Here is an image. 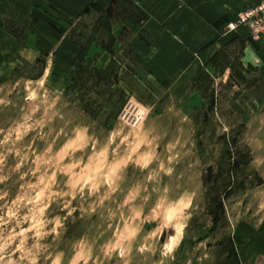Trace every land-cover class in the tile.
I'll return each mask as SVG.
<instances>
[{
    "label": "rangeland",
    "instance_id": "374dc122",
    "mask_svg": "<svg viewBox=\"0 0 264 264\" xmlns=\"http://www.w3.org/2000/svg\"><path fill=\"white\" fill-rule=\"evenodd\" d=\"M90 10L68 36L105 69L0 65V264H264V64L240 40L166 82L121 47L120 10ZM4 13L25 45L33 22Z\"/></svg>",
    "mask_w": 264,
    "mask_h": 264
},
{
    "label": "crops",
    "instance_id": "0c3cea01",
    "mask_svg": "<svg viewBox=\"0 0 264 264\" xmlns=\"http://www.w3.org/2000/svg\"><path fill=\"white\" fill-rule=\"evenodd\" d=\"M119 1L0 0V65H11L17 52L24 59L37 58L39 54L52 55L55 58L53 64L60 72L65 70L68 79L72 78V63L80 47L68 35L76 22L88 16L93 7L121 11V18L111 28L114 31L121 29V47L126 43L134 53L131 58H140L151 72L169 75L171 81L165 78L166 82L177 83L181 79L188 82L194 73L205 67L215 51L240 40L245 57L264 64V36L251 41L243 27L233 33L222 31L227 21L263 0H121V5H117ZM8 8L17 10L24 21L33 22L25 45L2 26L4 11ZM50 10L59 11L73 21L64 30L61 25L55 28L51 25ZM32 42L34 47L30 46ZM92 48L99 50L95 67L105 69L112 55L109 49L96 43L89 52ZM240 259L241 264H253L251 259Z\"/></svg>",
    "mask_w": 264,
    "mask_h": 264
},
{
    "label": "built area",
    "instance_id": "2783aa9c",
    "mask_svg": "<svg viewBox=\"0 0 264 264\" xmlns=\"http://www.w3.org/2000/svg\"><path fill=\"white\" fill-rule=\"evenodd\" d=\"M227 32L237 31L243 27L247 30L253 41H258L264 36V0L255 6L242 10L238 16L226 23Z\"/></svg>",
    "mask_w": 264,
    "mask_h": 264
},
{
    "label": "trees",
    "instance_id": "16d2710c",
    "mask_svg": "<svg viewBox=\"0 0 264 264\" xmlns=\"http://www.w3.org/2000/svg\"><path fill=\"white\" fill-rule=\"evenodd\" d=\"M77 42V41H76ZM78 44H79V42H77ZM80 45V44H79ZM106 48V47H105ZM225 48V47H224ZM224 48H221L220 50H218V51H216L215 52V54L213 55V57H212V59L214 60V59H216V60H218L219 58H220V53L222 52V49H224ZM85 50H84V48H82V50L80 51L81 52V54L79 53L76 57H75V59H74V61H73V63H74V65H75V75H74V77L72 78L73 80H74V78H76V75H78V76H80V74L82 73V72H85L86 74H90V71L92 72H95V73H97V69L93 66V67H91V60H89V61H86V62H88L87 64H83V62H84V58H85V54H82V52H84ZM211 59V60H212ZM84 65H86L85 67H84ZM91 67V68H90ZM93 68V69H92ZM90 70V71H89ZM85 73H82L81 75H83V74H85Z\"/></svg>",
    "mask_w": 264,
    "mask_h": 264
}]
</instances>
